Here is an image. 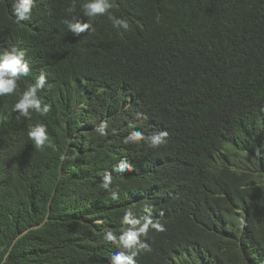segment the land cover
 Returning <instances> with one entry per match:
<instances>
[{
  "label": "trees",
  "instance_id": "1",
  "mask_svg": "<svg viewBox=\"0 0 264 264\" xmlns=\"http://www.w3.org/2000/svg\"><path fill=\"white\" fill-rule=\"evenodd\" d=\"M86 2L35 0L18 23L0 0V51L24 50L30 69L0 96V264H109L120 249L104 233L119 238L126 211L164 226L136 264L179 250L199 264L201 249L209 264H264V0H111L130 30L106 13L75 36L65 20L86 22ZM41 72L49 111L19 116ZM134 130L166 143H123ZM122 160L112 200L101 178Z\"/></svg>",
  "mask_w": 264,
  "mask_h": 264
},
{
  "label": "clouds",
  "instance_id": "2",
  "mask_svg": "<svg viewBox=\"0 0 264 264\" xmlns=\"http://www.w3.org/2000/svg\"><path fill=\"white\" fill-rule=\"evenodd\" d=\"M35 0H13L12 14L17 22H22L30 19ZM113 7L111 0H87L83 4V14L88 17L86 22L79 20L68 21L65 20L68 30L75 36H79L86 31H95L92 23L93 18L108 14V19L112 22V26L117 29H123L125 32L130 30L128 20L112 15L109 10ZM71 12L72 9H69ZM26 52L17 47H11L0 51V96H7L16 93L18 81L22 77L29 75L30 69L25 60ZM46 84V74L41 72L36 82L20 95L18 101L14 104L13 110L19 116L30 118L32 112L46 115L49 111L48 105H42V101L38 96V91L43 89ZM137 119H147L142 113L136 114ZM107 124L102 122L98 128L101 135L106 134ZM29 138L34 142L36 148H43L49 140L47 129L43 124H38L31 128L28 132ZM168 136L167 131H160L158 133L145 136L140 131H132L124 138L123 143H139L143 141L150 148H158L166 143ZM132 165L125 160L119 161L113 166L112 171H105L101 178V187L105 191L111 193L112 200H118V192L112 189L113 176L112 172L124 173L130 171ZM122 223L126 225L119 238L111 231L106 230L104 239L108 242L114 243L120 249L109 257V264H136V257L139 252L146 247L141 243L140 238L148 233L149 229L158 232L164 231V226L158 221L154 222L151 218L145 217L143 220L136 218L131 211H126ZM199 264L214 263L215 259L208 250H200L197 253ZM6 259V257H5ZM173 264H193L190 254L187 250H179L173 256L171 261Z\"/></svg>",
  "mask_w": 264,
  "mask_h": 264
},
{
  "label": "bare ground",
  "instance_id": "3",
  "mask_svg": "<svg viewBox=\"0 0 264 264\" xmlns=\"http://www.w3.org/2000/svg\"><path fill=\"white\" fill-rule=\"evenodd\" d=\"M230 162V161H229ZM227 163V162H226ZM243 169H244V167H243ZM259 251V250H258ZM259 252H261V251H259ZM252 256V255H251ZM173 259V258H172Z\"/></svg>",
  "mask_w": 264,
  "mask_h": 264
}]
</instances>
